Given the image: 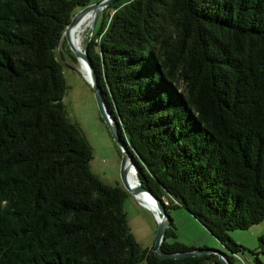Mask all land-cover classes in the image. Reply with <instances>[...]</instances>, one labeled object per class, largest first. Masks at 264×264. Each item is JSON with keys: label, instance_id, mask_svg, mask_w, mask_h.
<instances>
[{"label": "trees", "instance_id": "obj_1", "mask_svg": "<svg viewBox=\"0 0 264 264\" xmlns=\"http://www.w3.org/2000/svg\"><path fill=\"white\" fill-rule=\"evenodd\" d=\"M91 1L0 0V264H223L157 256L128 227L126 189L91 170L58 58ZM101 13L88 54L142 184L237 264L229 231L264 217V0H111ZM160 246L199 248L173 220ZM250 251L264 264V231Z\"/></svg>", "mask_w": 264, "mask_h": 264}, {"label": "rangeland", "instance_id": "obj_2", "mask_svg": "<svg viewBox=\"0 0 264 264\" xmlns=\"http://www.w3.org/2000/svg\"><path fill=\"white\" fill-rule=\"evenodd\" d=\"M94 1L96 0L91 2ZM102 17L103 13H100L95 24L96 28L99 26ZM89 20L87 21L89 22ZM87 21L83 23L84 25L82 24L81 48L88 36ZM60 38H63L61 48L63 54H59L58 58L62 61L67 84L62 99L68 116L78 124L92 147L90 168L105 182L126 189L120 177L123 147L116 141L106 120L100 113L93 86L88 80L90 78L82 71L83 65L80 66V61L74 54V57L69 54L70 47L65 35ZM72 65L75 68H72ZM121 134L124 141L128 143V136L124 129H122ZM122 205L130 231L141 244L151 247L158 226L154 210L145 206L127 189ZM169 214L175 225L176 239L197 247L206 245L221 250L226 249L186 208L182 206L171 208ZM263 231L264 217L247 228L229 231L230 236L244 246V250L239 251V255L236 256L237 264H255L254 254L251 253L250 249L257 248L258 235ZM258 257L264 261V252L258 253ZM205 264H210V261L206 259Z\"/></svg>", "mask_w": 264, "mask_h": 264}, {"label": "water", "instance_id": "obj_3", "mask_svg": "<svg viewBox=\"0 0 264 264\" xmlns=\"http://www.w3.org/2000/svg\"><path fill=\"white\" fill-rule=\"evenodd\" d=\"M111 0H96L94 2H89L85 5H82L80 8H78L73 15L71 16V19L67 26L62 31V35H65L66 40L69 44L70 49L72 50L74 56H76L79 61L80 58H83L89 68L90 71V79L89 82L93 86L95 98L97 101L98 108L100 110L101 115L106 120L112 135L116 139V141L123 147V156L121 159V165H120V177L123 181L124 187L131 192L133 195L138 198V200L141 202V199L139 198V194L145 192L147 193L156 204V216L158 220V226L155 233V239L154 243L151 246L152 251L159 257H181L186 255H195V254H205L209 252H215L218 254V257L222 261L223 264H232L228 259L225 257L226 249L221 250L219 248H213V247H199L195 249H189V250H178V251H167L161 248V242L165 238V231L166 228L171 224L172 218L170 217L169 212L166 210L164 201L157 197L155 194L152 193V191L142 184L138 173H137V165L135 163V160L133 158V153L130 152L128 146L123 141L119 131L118 126L115 122V118L113 117V114L110 112L108 105L106 103V100L104 98L103 91L101 89V86L98 82V77L95 68L93 67L89 54H88V42L90 39V36L93 32V29L95 27L97 16L101 13L102 9L110 2ZM91 12V17L89 18V22L87 23L88 26V36L84 42V46L82 48L77 47L70 37V31L73 26L78 25L84 21L86 18V15ZM133 169L136 173V183L133 185L130 184L128 174L130 170ZM145 205V203H143ZM147 206V205H145ZM148 207V206H147ZM159 215V216H158Z\"/></svg>", "mask_w": 264, "mask_h": 264}, {"label": "bare ground", "instance_id": "obj_4", "mask_svg": "<svg viewBox=\"0 0 264 264\" xmlns=\"http://www.w3.org/2000/svg\"><path fill=\"white\" fill-rule=\"evenodd\" d=\"M91 12H89L86 15V18L84 19V21H82V23L75 25L72 27L71 31H70V37L72 39V42L79 48H81V30H82V24L85 23L90 17H91ZM88 22V21H87ZM84 25V24H83ZM86 32V31H85ZM82 66V71L85 73V75L87 77H91L90 76V71L89 68L85 62V60L83 58H80V66ZM88 79V78H87ZM89 80V79H88ZM128 178H129V182L130 184H134L136 183L135 179H136V173L134 172L133 169L130 170L129 174H128ZM139 198L141 199L142 203H145V205H147L150 209L154 210V212H156L157 210L156 208V204L154 203L153 199L145 192L139 194ZM159 216V215H158Z\"/></svg>", "mask_w": 264, "mask_h": 264}, {"label": "flooded vegetation", "instance_id": "obj_5", "mask_svg": "<svg viewBox=\"0 0 264 264\" xmlns=\"http://www.w3.org/2000/svg\"><path fill=\"white\" fill-rule=\"evenodd\" d=\"M72 68H75V66L72 65Z\"/></svg>", "mask_w": 264, "mask_h": 264}, {"label": "built area", "instance_id": "obj_6", "mask_svg": "<svg viewBox=\"0 0 264 264\" xmlns=\"http://www.w3.org/2000/svg\"><path fill=\"white\" fill-rule=\"evenodd\" d=\"M155 214H157V212H155Z\"/></svg>", "mask_w": 264, "mask_h": 264}]
</instances>
